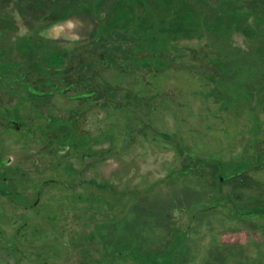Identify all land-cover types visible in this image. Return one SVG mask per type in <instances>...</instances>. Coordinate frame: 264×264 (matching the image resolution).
Listing matches in <instances>:
<instances>
[{"label":"rangeland","instance_id":"374dc122","mask_svg":"<svg viewBox=\"0 0 264 264\" xmlns=\"http://www.w3.org/2000/svg\"><path fill=\"white\" fill-rule=\"evenodd\" d=\"M69 19L79 39L52 38ZM119 31L139 69L132 113L0 136V264H264V214L242 216L259 198L170 171L176 144L223 176L252 164L245 134L264 147V0H0V75Z\"/></svg>","mask_w":264,"mask_h":264},{"label":"trees","instance_id":"16d2710c","mask_svg":"<svg viewBox=\"0 0 264 264\" xmlns=\"http://www.w3.org/2000/svg\"><path fill=\"white\" fill-rule=\"evenodd\" d=\"M125 39L126 34L120 31L98 37L67 53L68 61L60 66L46 65L36 59L18 67L10 77L0 75V136L15 133L37 141L42 137L60 136L57 133L60 125L76 126L74 123L82 117L91 116L97 121L105 110L132 113L136 96L142 93L135 88L139 83L136 78L138 65L129 67L127 63L130 50ZM129 60L137 61V57ZM106 73L112 76L107 77ZM121 84L127 86L124 88ZM147 97L145 102L151 100ZM115 98L119 101L114 102ZM57 100L66 104L59 105ZM20 106L24 111L17 118L4 113L6 109ZM258 152L261 157L264 153L262 145H259ZM259 161L255 167H245L223 176L224 166L220 160L186 154L182 155L183 163L172 175L203 179L207 189L225 186L230 192L237 193L245 188L249 193L246 195L254 194L259 201H250L249 208L244 204L245 214L242 216L256 217L259 213L264 214V191L261 188L264 179H260L264 156Z\"/></svg>","mask_w":264,"mask_h":264},{"label":"flooded vegetation","instance_id":"af4514ba","mask_svg":"<svg viewBox=\"0 0 264 264\" xmlns=\"http://www.w3.org/2000/svg\"><path fill=\"white\" fill-rule=\"evenodd\" d=\"M258 128H260V127H258ZM259 133H261V128L259 129ZM262 134H263V137H264V131L262 132ZM244 135V134H243ZM242 136V135H241ZM205 138V137H204ZM165 140H168V137H166V139ZM253 138H252V134H250V133H247V134H245V138H242V139H239L238 141L239 142H241V144H243V145H245V149L246 150H248V153L246 154V156H251V161H252V164L251 165H249V166H245L246 168L247 167H255L256 165H258V163L260 162L259 160L261 159V158H263V156H264V153L261 155V157H260V155L259 154H257V152H258V147H259V143H258V145H257V143H255V141H254V143H253ZM210 141V140H209ZM212 141V140H211ZM214 142H216V141H214ZM174 150H176V151H179V155H186V154H188V155H191V156H199L198 154H194L193 152H191V150L189 149V148H187V150L186 149H183L182 150V148L180 149L179 148V146H178V144H176L175 145V149ZM182 150V151H181ZM232 152H235V150H232ZM235 153H237V152H235ZM236 156V155H235ZM255 162H256V164H255ZM245 167H243V168H245ZM224 168V167H223ZM243 168H241V169H243ZM179 168H173V169H171L170 171H171V173L174 171V170H178ZM241 169H239V170H237V171H240ZM167 179H169L168 177H167ZM166 179V180H167ZM219 180L221 181V177L219 178ZM207 189V188H206ZM209 190V189H208ZM7 246L8 245H6L5 246V248H7ZM8 252H11V248H7L6 249ZM12 253V252H11ZM13 254V253H12Z\"/></svg>","mask_w":264,"mask_h":264},{"label":"clouds","instance_id":"9594fccd","mask_svg":"<svg viewBox=\"0 0 264 264\" xmlns=\"http://www.w3.org/2000/svg\"><path fill=\"white\" fill-rule=\"evenodd\" d=\"M80 22L77 20L69 19L63 22L53 24L50 29L47 31L52 35V38H59L60 36L65 35V39L70 41H76L79 39L77 35V29L80 27Z\"/></svg>","mask_w":264,"mask_h":264}]
</instances>
